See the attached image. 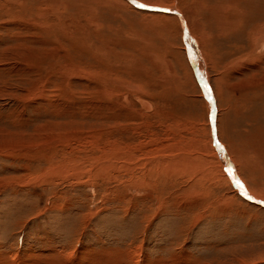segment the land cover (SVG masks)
I'll return each mask as SVG.
<instances>
[{
  "label": "rangeland",
  "instance_id": "374dc122",
  "mask_svg": "<svg viewBox=\"0 0 264 264\" xmlns=\"http://www.w3.org/2000/svg\"><path fill=\"white\" fill-rule=\"evenodd\" d=\"M239 129L264 130V0H0V264H264Z\"/></svg>",
  "mask_w": 264,
  "mask_h": 264
},
{
  "label": "bare ground",
  "instance_id": "6f19581e",
  "mask_svg": "<svg viewBox=\"0 0 264 264\" xmlns=\"http://www.w3.org/2000/svg\"><path fill=\"white\" fill-rule=\"evenodd\" d=\"M200 9V8H199ZM219 11V10H218ZM226 16V15H225ZM212 17V16H211ZM230 17V16H229ZM226 18H227V16H226ZM217 19V18H216ZM175 20V19H174ZM226 20V19H225ZM225 20L223 21L221 18L220 19H217V21L216 22H212V23H215L216 25H215V27H217V29L219 30V32H222V31H224V32H222V33H226V31H225V29H226V27L227 26H229V24L227 25V22H225ZM206 27V26H205ZM41 30V29H40ZM234 33V32H233ZM255 37V36H254ZM189 42L190 43H192V45H193V47H194V44H193V42L191 41V39L189 40ZM191 45V46H192ZM197 54V53H196ZM195 56V55H194ZM196 59L197 60H199V57H198V55H197V57H196ZM197 62H199V61H197ZM201 65V64H200ZM198 80V79H197ZM205 85V84H204ZM208 92V91H207ZM208 96V95H207ZM211 109H212V107H211ZM212 114H213V112H212ZM213 118V117H212ZM243 119V118H242ZM249 120L248 121H250L251 122V119L250 118H248ZM253 123V122H252ZM236 127V126H235ZM253 129H255V128H253ZM242 132L243 131H240V129L239 130H237L236 132H235V134L237 135H235L236 136V138H237V141H238V145L242 148V149H246L247 148V151H248V147L247 146H249L250 148H252L251 149V151H253V152H251L252 154L251 155H253L254 156V158L257 160V159H260V160H264V130L263 129H260L259 130V135H257V134H254V133H248V132H246L244 135L242 134ZM245 141V142H244ZM215 142V144L214 145H216V148H217V151H218V156H219V160H220V162L222 161V163H224L225 164V169L227 170V169H231V165L230 164H228V162H226V157H225V154H224V152L221 150V147H217V145L218 144H216V141H214ZM241 149V150H242ZM241 150H238V151H241ZM250 150V149H249ZM243 152L242 153H248V152H244L245 150H242ZM239 154V153H238ZM249 154V153H248ZM247 154V155H248ZM242 155V154H241ZM244 155V154H243ZM250 155V154H249ZM250 155V156H251ZM246 161L247 160H249L248 158V156H246ZM253 158V157H252ZM253 158V159H254ZM254 159V160H255ZM244 161H245V159H243ZM244 163V162H243ZM245 164H248V163H246L245 162ZM250 164H252L251 162H250ZM250 164H249V166H247V167H249L250 168V170L251 169H253L251 166H250ZM254 164V163H253ZM255 165V164H254ZM255 167V166H254ZM257 168H258V166H257ZM257 168H255V169H257ZM249 170V171H250ZM248 171V170H247ZM261 172V171H260ZM262 173V172H261ZM260 173V174H261ZM233 174V173H232ZM259 174V176H258V179L259 180H262L264 177L263 176H261ZM263 175V174H262ZM232 176V175H231ZM235 177V176H234ZM236 179V178H235ZM254 179V178H253ZM232 180H233V178H232ZM252 191V193H254L253 192V190H251ZM259 193H261L260 191H259ZM263 196H257V197H259V198H264V193L262 192L261 193ZM248 195V194H247ZM263 208V207H262ZM106 263H107V261H106Z\"/></svg>",
  "mask_w": 264,
  "mask_h": 264
},
{
  "label": "water",
  "instance_id": "95a60500",
  "mask_svg": "<svg viewBox=\"0 0 264 264\" xmlns=\"http://www.w3.org/2000/svg\"><path fill=\"white\" fill-rule=\"evenodd\" d=\"M185 39H186V48L188 51L189 62L191 64L192 68L195 70V75L198 79L200 86L205 88V85L203 82V75L197 69V64H196L197 63V59H196L197 56L194 57V51L192 49V46L190 45V42H189L187 35H185Z\"/></svg>",
  "mask_w": 264,
  "mask_h": 264
},
{
  "label": "snow or ice",
  "instance_id": "6c2138e0",
  "mask_svg": "<svg viewBox=\"0 0 264 264\" xmlns=\"http://www.w3.org/2000/svg\"><path fill=\"white\" fill-rule=\"evenodd\" d=\"M139 7H146V5H139ZM160 11H169V9H161ZM209 100L211 101V96H209ZM217 147H220L219 145H217ZM223 150V149H221ZM228 172V174L231 176L232 175V169H227L226 170ZM234 185H236L237 187L242 188V185L240 184V182L238 180H233ZM242 195H245V193L241 192ZM248 199H251V197H247Z\"/></svg>",
  "mask_w": 264,
  "mask_h": 264
},
{
  "label": "crops",
  "instance_id": "0c3cea01",
  "mask_svg": "<svg viewBox=\"0 0 264 264\" xmlns=\"http://www.w3.org/2000/svg\"><path fill=\"white\" fill-rule=\"evenodd\" d=\"M232 187H235L234 185ZM236 188V187H235ZM233 188V189H235ZM236 191H239L237 188L235 189ZM244 193V192H243ZM250 194V193H249ZM248 194V195H249ZM243 196V195H242ZM251 197V199H248L247 197ZM249 196H246L245 199L250 203V204H253L255 206H258V207H264V203L260 202L259 200H256V198H254L251 194Z\"/></svg>",
  "mask_w": 264,
  "mask_h": 264
}]
</instances>
